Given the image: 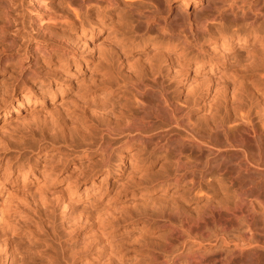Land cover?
<instances>
[{"label":"bare ground","instance_id":"1","mask_svg":"<svg viewBox=\"0 0 264 264\" xmlns=\"http://www.w3.org/2000/svg\"><path fill=\"white\" fill-rule=\"evenodd\" d=\"M33 1L38 7L43 8V11L48 7L45 2V5L42 3V0ZM61 1L70 7L74 15L71 20L73 24H77L83 15L91 11H95V15L102 18L97 29L82 32V35L90 34L92 41L100 37L103 34L102 28L108 27L111 23L108 27L109 30L111 27V32L114 24L117 25H114L116 27L113 29H118L117 34L110 33L116 35L113 37L116 41L106 57V65L101 70L102 77L98 78L80 100L75 102L80 115L59 114L57 119L50 118L56 120H53L52 125L57 124V133L58 131L63 133L62 142L67 144L68 139L89 140L85 157H90L93 150L91 153L88 151L96 148V152L101 151L104 154V164L108 163L109 151L117 143L129 146L133 142H139L144 147L151 142L161 152L175 154V157H172L174 159L172 168L175 172L168 174L164 179L156 182L157 184H151V187H165L170 185L168 183L171 181L179 186L183 181L187 192L193 194L192 197L200 196V199L203 198L204 186L213 188L217 194L216 202L209 205L208 200L209 202L206 203L211 206V210H207L209 213L205 211L207 206H204L206 214L197 215L195 212V216L190 215V212H181L179 206L180 210L177 207L176 210L172 208V212L168 211V214L162 211L155 215L158 219L163 218L170 222L172 233L171 230L169 232L175 237L173 241H166L163 251L162 247L159 248L164 254L163 257H166L163 261L160 259L162 264H182L181 258H185L187 261L184 263L187 264H264V51L252 59L250 64L238 68L235 65L234 71L228 76L231 83H224L222 86L220 102L218 100L217 107L212 110L214 112L210 113L212 115L209 119L205 118L206 120L203 121L194 118V114L203 103L200 99L209 94L210 84H207L199 97L195 95L193 98L187 97L183 100L180 94L181 86L188 80L193 67L196 73L200 69L204 70L206 64H210L209 72L213 71L214 60H209L213 53H209V61H206L205 56L208 52L204 50L205 42H201V37L211 38L210 48L214 51L219 50V44H222L221 48L225 49V52L233 46L243 47L248 44L251 37L258 41L256 42L259 43L260 49H264V7L261 3L240 0L242 5L248 6L246 9V6L237 5L241 14L234 9L235 3L230 5L231 23L248 27L245 29L246 34L241 37L217 26L219 22L223 23L227 19L225 11L218 6L219 0H216L214 8L206 5L205 9L214 10L213 12L210 10L211 14L197 18L186 25L184 23L188 17L183 11L190 5V0H181L183 4L176 14L171 8L170 0H165L167 10H165L166 6L164 10L162 6V8L154 6L151 0H147L148 3L143 0ZM262 1L264 3V0ZM1 6L5 17L4 27L10 29L13 24L10 20L12 10L10 1L1 3ZM46 11L48 12L49 9ZM68 16L66 20H69ZM110 21L112 22L109 23ZM81 25L79 26L84 27L85 23L81 21ZM41 27L43 29V26ZM0 31L1 37L6 38L4 30ZM155 31L158 32L160 39L156 38L157 36L155 38L149 36ZM148 33L149 35L146 36ZM30 37L31 41H36L32 48L35 57L40 54L51 57L50 54L59 50L55 45L44 44L41 40L44 37L39 34ZM4 41L14 46L10 39ZM65 44L68 46L67 40ZM253 47L257 48V45ZM135 49L142 51L155 49L162 62L132 67L127 64L129 61L126 62V57ZM9 60V58L5 59L4 66ZM22 70L24 69H21L18 78L22 82L21 88L25 87L26 90L31 91L28 80L24 78L27 76H24ZM45 93L36 94L38 97H43V101L39 103L40 107L46 101ZM15 96L17 89L14 86L10 97ZM115 97L119 99L114 100ZM31 98L25 96L27 102L17 108L14 107L12 111L5 112L3 115L5 123H11V117L18 118L16 116L22 111L24 104L37 105V101L32 102ZM40 113L41 111L32 112L31 116L33 118ZM47 118L44 120H50ZM72 123L75 126L74 130L68 132L67 129L73 125ZM34 132L35 129L29 128L27 133L34 136ZM54 143L55 140L52 139L51 145L55 146ZM26 145L25 141H21L17 147L24 151ZM76 164L85 163L77 161ZM58 174L56 170L47 172L46 165L43 166L42 171L33 172V179L38 181V184L41 179L43 183L45 182L41 185L43 187L40 188V192L32 196L28 194L25 198L26 205L29 204L33 211L39 210L42 215L47 216L51 205H57V200L64 214L70 210V202L78 196V191L74 185H68L66 191H59L58 184L68 182L71 178L69 176L58 178L60 177ZM26 178L28 177H25L23 182ZM6 200L0 204V223L6 222L8 207L15 202L12 199ZM112 215L114 214L110 210L105 214L93 210L80 216V223L87 224V231L93 232L97 242L103 245L110 236L108 232L115 227V224L117 225L111 221ZM173 215H179L176 216L177 219L174 217L176 221L172 219L175 223L171 220ZM152 217V215L148 217L149 223H152ZM168 222L165 224L169 225ZM12 231L13 229L7 224L0 235V261L4 260L5 264H12L16 260L14 255L18 253L21 264H32L25 260V251L14 243ZM186 239L188 241L185 242ZM181 240H184L183 243ZM104 249L108 252V245H104ZM113 253L111 251L109 256L111 259H116V256L112 258ZM211 254L217 257L215 259L213 257V261L208 259V257L212 258ZM156 257L154 255L155 259Z\"/></svg>","mask_w":264,"mask_h":264},{"label":"rangeland","instance_id":"2","mask_svg":"<svg viewBox=\"0 0 264 264\" xmlns=\"http://www.w3.org/2000/svg\"><path fill=\"white\" fill-rule=\"evenodd\" d=\"M6 1H10L12 7L10 20L13 24L10 29L7 27L9 30L4 27L5 17L3 6H1V3H6ZM241 1L219 0L218 6L225 11L223 12L226 13L227 19L222 21L224 24L219 22L217 26L243 37L247 31L245 29L248 27L243 24H232L230 21V5L235 3L234 9L240 14L241 11L237 9V5L248 8L247 5H242ZM245 1L249 3L257 1L264 7L262 0ZM44 2L48 6L50 15L46 11L47 9L43 11V8L38 7L33 0H0V30H4L6 37L3 38L0 35V204L6 202V199L15 201L8 207L9 209L7 208L6 222L0 223V235L8 224L9 228L13 229L14 243L25 251L27 258L25 260L32 264H162L166 258L163 257V246L166 241L175 240V237L171 234L170 227L172 225L170 222L163 218L158 219L155 215L162 211L168 214V211L172 212L171 210H176L177 207L180 210L179 206L181 212H190V215H194L195 212L197 215L206 214L211 210L209 205L216 202L217 194L213 188L204 186L202 199L199 198L200 196L192 197L193 194L191 196L190 192H187L186 184L183 181L179 186L174 185L171 181L168 183L170 185H165V187H151V184H155L168 174L175 172L172 168L175 154L163 153L156 149L155 144L152 145L151 142L144 147L139 142H133L129 146L117 143L109 151L110 158L106 164H104V154L101 151L96 152V148H91L88 152L91 153L93 150L92 155L88 158L85 157L89 140L72 141L68 139V145L62 142L63 133L60 131L57 133V124L52 125L56 120L50 118L57 119L59 114L80 115L75 102L79 101L89 87L102 77L101 70L106 65V57L116 41L113 38L116 35L113 36L110 33L117 34L118 29H113L116 27L114 25H117L114 24L112 25L114 32H111V27L110 30L108 28L112 24L110 21L111 24L108 27H99L102 28L103 34L92 41L90 34L82 35V32L98 28L102 18L95 15V11L83 15L85 17L82 16L81 21L83 24L85 23V26L81 27V21H78L77 24L72 23L74 15L70 7L62 3L61 0H42L43 4ZM143 2L148 3L147 0H143ZM151 2L154 6H162L163 10L167 5L165 0H151ZM216 2V0H190V5L183 11L188 17L184 24L211 14L214 10L210 9L211 12L205 7L209 5L214 8ZM170 3L175 14L183 4L181 0H170ZM167 9L168 6L165 10ZM64 15H69V20H66L67 16ZM40 24L46 31H42ZM154 33L152 32L150 35L148 33L146 36L149 35L151 38L157 36L156 38L160 39L158 32ZM38 34L44 37L41 38L44 44L49 43L59 49L50 54L51 57L41 54L37 57L34 56L32 48L36 41H31L30 35L35 37ZM5 39H10L14 46L12 47L10 42H5ZM66 40L69 43L68 46L65 44ZM86 40L87 43H85ZM200 40L205 42L204 50L208 52V56H205L206 61L214 60L213 71L209 72L210 64H206L204 70L200 69L196 73L193 67L188 80L181 86L180 94L183 100L187 97L193 98L195 95L199 97L207 84H210L208 86L210 87L209 94L202 100L200 99L203 103L194 114V118L204 121L212 115L210 113L216 109L218 100L220 102L221 88L224 83H231L228 76L234 71L235 65L238 68L250 64L252 59L261 55L264 49L258 47L259 43L254 37H251L248 44L243 47L230 46L231 49L227 52L221 48L222 44L218 45L219 50H212L210 48L211 38L208 36L201 37ZM252 45H257V48ZM209 53H213L212 58ZM128 54L126 62L129 61L127 64L129 63L128 65H132V67L148 65L151 62H153L152 64L162 62L155 49L154 51L153 49H144L143 51L135 49ZM7 58L10 60L4 66V61ZM22 68L24 76H27L24 78L28 80L31 91L26 90L25 87L21 88L22 82L18 78ZM14 86L17 89V96L10 97ZM218 91L219 94H217ZM41 92H46L44 94L46 101L40 107L39 103L43 101V97H38L36 94ZM27 95L32 97V102L37 101V105L24 104L22 111L16 116L18 118L11 117V123H5L4 113L27 102L28 100L24 99ZM52 97H54L53 100ZM117 99L119 97H115L114 100ZM39 111L41 113L37 115L43 116V118L41 119L37 115L32 118V112L39 113ZM42 114L47 115L48 118ZM46 118L50 120L45 121ZM74 127V124L71 125L67 131L74 130ZM29 128L35 129L34 136L27 133ZM52 139L55 140V146L51 145ZM21 141H25V145L27 144L24 151L17 147ZM77 161H82L85 164L78 165ZM44 165L49 173L56 170L60 176L58 178L62 176L71 178L68 182L58 184L59 191H66L68 185H74L78 191V196L72 199L70 210L66 214L63 213L58 200L57 205H51L47 216L42 215L39 210H37L38 212L33 211L34 209L29 204L26 205L25 198L28 194H31L29 196L37 194L43 187L41 185L45 183L41 179L38 184V181L33 179V172L42 171ZM25 177L28 178L23 182ZM9 196L10 198H7ZM208 202L209 205L206 204ZM17 203L18 205H16ZM204 206H207L206 210ZM93 210L99 211V214H105L107 210H110L114 214L112 219L110 218L111 221L117 223L108 232L110 236L103 245L97 242L93 232L87 231V224L80 223V216ZM202 210L203 213H201ZM151 215L153 220L152 223H149L148 217ZM176 216L173 215L171 220L176 221ZM166 222L169 225L165 224ZM186 241L188 240L186 239ZM182 243L179 245L181 246ZM104 245H108V252L104 249ZM160 247H162V251L159 249ZM157 250H160L161 256L160 252L156 253ZM111 251L112 253L116 252L113 253L114 256L111 254L112 258L116 256V259H111L109 256ZM154 255L155 257L159 256L156 257L158 261ZM2 256L4 259V254ZM15 256L16 260L12 264H21L19 254L16 253ZM211 256L212 258L208 257L209 261H213V257L217 258L213 254ZM180 260L182 264L187 261L185 258ZM0 264H5L4 260H1Z\"/></svg>","mask_w":264,"mask_h":264}]
</instances>
